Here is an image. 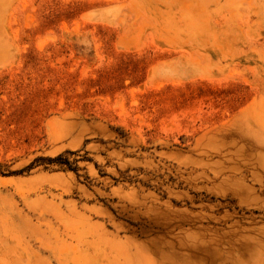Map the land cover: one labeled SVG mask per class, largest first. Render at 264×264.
Masks as SVG:
<instances>
[{
  "label": "rangeland",
  "instance_id": "1",
  "mask_svg": "<svg viewBox=\"0 0 264 264\" xmlns=\"http://www.w3.org/2000/svg\"><path fill=\"white\" fill-rule=\"evenodd\" d=\"M0 264H264V0H0Z\"/></svg>",
  "mask_w": 264,
  "mask_h": 264
},
{
  "label": "trees",
  "instance_id": "2",
  "mask_svg": "<svg viewBox=\"0 0 264 264\" xmlns=\"http://www.w3.org/2000/svg\"><path fill=\"white\" fill-rule=\"evenodd\" d=\"M60 158H62V157H61V156H59V157H56V159H60ZM65 162H68V161H66V160H65Z\"/></svg>",
  "mask_w": 264,
  "mask_h": 264
}]
</instances>
